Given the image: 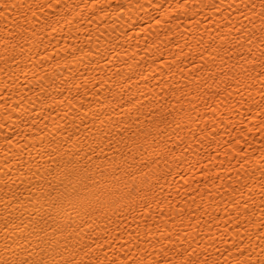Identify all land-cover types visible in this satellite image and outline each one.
Masks as SVG:
<instances>
[{
	"label": "bare ground",
	"instance_id": "6f19581e",
	"mask_svg": "<svg viewBox=\"0 0 264 264\" xmlns=\"http://www.w3.org/2000/svg\"><path fill=\"white\" fill-rule=\"evenodd\" d=\"M0 264H264V0H0Z\"/></svg>",
	"mask_w": 264,
	"mask_h": 264
}]
</instances>
